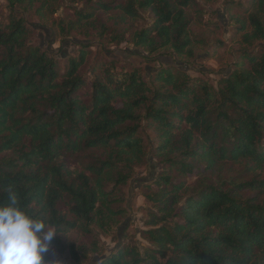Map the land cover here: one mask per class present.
<instances>
[{"label":"trees","instance_id":"1","mask_svg":"<svg viewBox=\"0 0 264 264\" xmlns=\"http://www.w3.org/2000/svg\"><path fill=\"white\" fill-rule=\"evenodd\" d=\"M5 1L0 203L14 190L26 211L55 230L49 250L86 264L104 252L98 233L114 238L126 215L120 186L146 154L143 123L157 134L161 164L143 185L152 207L140 231L144 244L126 234L99 264H264V47L244 51L215 85L175 65L147 81L141 68L117 66V59L88 65L89 44L64 59L34 45L23 14L46 20L59 0ZM83 1L75 19L56 24L60 39L82 24L107 33L109 14L137 19L148 10L151 22L131 35L145 60L166 49L194 56L186 10L196 0ZM232 3L242 15H229V24L242 40L264 41V0ZM237 164L244 173L230 174ZM188 175L197 178L187 183ZM71 231L83 239L64 242Z\"/></svg>","mask_w":264,"mask_h":264},{"label":"rangeland","instance_id":"2","mask_svg":"<svg viewBox=\"0 0 264 264\" xmlns=\"http://www.w3.org/2000/svg\"><path fill=\"white\" fill-rule=\"evenodd\" d=\"M247 0H196L194 7L186 11L192 18L189 26L191 37L194 40V56L192 58L178 57L171 50L166 49L153 55L150 61L145 59L147 53L141 48H135L131 42V35L151 22V13L140 10L137 19H130L114 12L104 17V23L109 31L106 33L97 23L82 24L70 31L63 39L59 38L56 24L60 19H75V12L83 9L84 1L73 3L70 0H59L56 11L42 20L31 12L23 14L27 23L34 29L31 42L42 49H48L58 59H64L75 54L80 44H89L91 51L88 62L96 59L119 60L117 66L126 68L139 67L147 81H151L153 74L161 67L175 65L184 70L191 77L204 78L215 85L219 77L227 75L237 61L241 60L244 51L256 53L264 47V41L256 40L246 44L242 40L243 32L229 24V15H242L240 7L232 2L243 3ZM7 15L6 1L0 0V23ZM67 17V18H66ZM249 31V30H248ZM117 38L115 39L114 36ZM122 38H118V37ZM89 68V66L87 67ZM141 135L144 137L146 154L141 163L134 167L133 175L125 185L120 186V194L127 212L116 228L115 237L98 233L104 244L101 255H92L86 264H99L107 255L120 244L124 235H130L137 243L144 244L140 231L145 229L144 218L151 210L150 203L145 199L143 185L151 182L161 171V164L154 155L157 145V134L151 126L142 123ZM243 164L227 168L230 174L244 173ZM247 172H245V175ZM249 175V174H248ZM246 175V176H248ZM197 177L188 175L187 183H193ZM64 242L82 240L77 231H71L62 238ZM50 261L58 260L57 264H74L67 254L50 249Z\"/></svg>","mask_w":264,"mask_h":264},{"label":"clouds","instance_id":"3","mask_svg":"<svg viewBox=\"0 0 264 264\" xmlns=\"http://www.w3.org/2000/svg\"><path fill=\"white\" fill-rule=\"evenodd\" d=\"M55 230L42 218L31 215L20 203V197L8 190L0 203V264H57L48 261Z\"/></svg>","mask_w":264,"mask_h":264}]
</instances>
